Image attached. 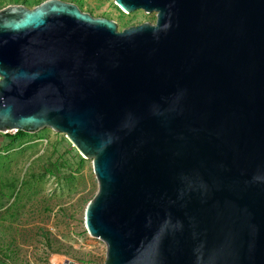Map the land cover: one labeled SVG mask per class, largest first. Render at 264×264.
<instances>
[{
  "label": "water",
  "instance_id": "95a60500",
  "mask_svg": "<svg viewBox=\"0 0 264 264\" xmlns=\"http://www.w3.org/2000/svg\"><path fill=\"white\" fill-rule=\"evenodd\" d=\"M114 2L0 9V133L92 160L103 264H264V0Z\"/></svg>",
  "mask_w": 264,
  "mask_h": 264
},
{
  "label": "rangeland",
  "instance_id": "374dc122",
  "mask_svg": "<svg viewBox=\"0 0 264 264\" xmlns=\"http://www.w3.org/2000/svg\"><path fill=\"white\" fill-rule=\"evenodd\" d=\"M45 1L0 0V9ZM60 1L114 21L118 31L156 21L155 13H127L114 0ZM12 136H0V264H103L105 244L84 223L98 190L92 160L49 128Z\"/></svg>",
  "mask_w": 264,
  "mask_h": 264
},
{
  "label": "trees",
  "instance_id": "16d2710c",
  "mask_svg": "<svg viewBox=\"0 0 264 264\" xmlns=\"http://www.w3.org/2000/svg\"><path fill=\"white\" fill-rule=\"evenodd\" d=\"M26 135V133L25 132H23V131H18L15 135H13L12 137L16 140V139H19V138H21V137H23V136H25Z\"/></svg>",
  "mask_w": 264,
  "mask_h": 264
},
{
  "label": "built area",
  "instance_id": "2783aa9c",
  "mask_svg": "<svg viewBox=\"0 0 264 264\" xmlns=\"http://www.w3.org/2000/svg\"><path fill=\"white\" fill-rule=\"evenodd\" d=\"M17 132H18V130L14 129V130L8 131L7 133H0V136L7 135V134H13V135H15Z\"/></svg>",
  "mask_w": 264,
  "mask_h": 264
}]
</instances>
